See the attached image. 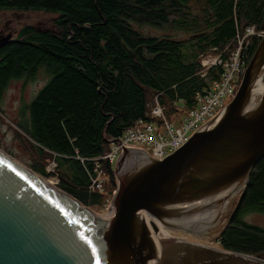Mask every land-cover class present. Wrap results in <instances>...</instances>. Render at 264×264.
Segmentation results:
<instances>
[{"label": "trees", "instance_id": "trees-1", "mask_svg": "<svg viewBox=\"0 0 264 264\" xmlns=\"http://www.w3.org/2000/svg\"><path fill=\"white\" fill-rule=\"evenodd\" d=\"M0 11L56 15L51 25H24L0 44V102L10 82L46 75L33 100L19 107L14 137L31 154L33 171L56 176L60 189L99 208L106 195L89 191V160L80 158L104 155L108 139L148 119L155 95L167 115L173 99L191 108L218 75L217 69L205 79L197 74L199 54L232 48L236 29L264 25V0H0ZM147 26L166 33L145 34ZM259 40L251 38L245 66ZM52 160L56 166L48 172ZM100 162L111 195L113 165ZM250 212L264 216V157L218 233L223 248L264 259V226L242 219Z\"/></svg>", "mask_w": 264, "mask_h": 264}, {"label": "water", "instance_id": "water-1", "mask_svg": "<svg viewBox=\"0 0 264 264\" xmlns=\"http://www.w3.org/2000/svg\"><path fill=\"white\" fill-rule=\"evenodd\" d=\"M10 39L0 36V44ZM262 157L264 33L234 96L184 145L163 159L141 149L120 153L111 218L0 148V264H264L250 254L159 237L153 224L211 237L206 230L219 214L213 209H226Z\"/></svg>", "mask_w": 264, "mask_h": 264}, {"label": "built area", "instance_id": "built-area-1", "mask_svg": "<svg viewBox=\"0 0 264 264\" xmlns=\"http://www.w3.org/2000/svg\"><path fill=\"white\" fill-rule=\"evenodd\" d=\"M263 33V30H256L253 26L245 27L242 32L236 29L234 43L233 46L231 45L232 48L225 47L220 50L213 47L210 51L199 54V70L197 74L205 79L210 69H217V79L212 81L209 87L202 89L201 92L195 95L194 105L191 108H185V103L181 99H173L171 101L174 107L172 113H180L182 115L179 125L169 121L168 115L165 114L164 106L158 98L159 95H155L150 105L148 119H137L126 127L122 135L116 141L110 143L109 151L104 155L91 159L80 158L82 162L89 160L87 168L90 180L89 191L103 193L107 173L101 165V159H106L110 164L114 165L120 153L127 148L141 149L154 159H163L184 145L191 135L205 122L216 117L237 90L245 69L251 38H261ZM50 162L46 166L48 172L54 171L56 166L54 160ZM52 177L57 183V177ZM104 206L105 217L107 219L111 218L115 214L111 196L104 198ZM160 229L171 231L166 228ZM217 242L220 245V239H217ZM219 245L215 247H221Z\"/></svg>", "mask_w": 264, "mask_h": 264}, {"label": "rangeland", "instance_id": "rangeland-1", "mask_svg": "<svg viewBox=\"0 0 264 264\" xmlns=\"http://www.w3.org/2000/svg\"><path fill=\"white\" fill-rule=\"evenodd\" d=\"M55 14L43 13V12H16V11H0V33L1 36L10 34L12 38H15L18 30L24 25H31L33 27L41 28L51 25V20L55 17ZM142 32L151 35H162L165 34V29H159L155 27H142ZM168 30V29H167ZM47 77L41 71L38 73L36 79L33 81H22L15 80L9 83L6 91L2 97L0 105L3 109V114H0V148L5 152L9 153L15 157L18 161L29 167L31 154L28 150L24 149L21 139L14 137L13 128L14 122L18 116L19 107L23 102H30L35 97L37 91L46 83ZM256 99L257 96H256ZM228 102V101H227ZM226 102V103H227ZM169 121L173 122L175 125H179L182 120V115L180 113H171L168 115ZM51 164V162H50ZM47 170V168H46ZM37 173V172H36ZM39 174V173H38ZM47 181H51L52 185L57 186L55 179L52 177H46L41 175ZM107 190V181L104 183L103 193L105 194ZM240 195V193H239ZM236 203L229 206V212L227 216L221 218L219 224L215 227L206 230L207 233L211 234L207 236L195 235L188 232H178L174 231L172 235L176 237H181L188 241L198 242L206 245L218 246L217 239L218 233L222 230L226 222L229 220V214L231 209H234ZM89 207V206H88ZM233 207V208H232ZM101 216H106L105 206L99 207H89ZM105 215V216H104ZM229 216V217H228ZM242 219L248 223L264 226V216L254 212L246 213ZM215 231V234H214ZM221 246V244L219 245ZM222 247V246H221Z\"/></svg>", "mask_w": 264, "mask_h": 264}, {"label": "flooded vegetation", "instance_id": "flooded-vegetation-1", "mask_svg": "<svg viewBox=\"0 0 264 264\" xmlns=\"http://www.w3.org/2000/svg\"><path fill=\"white\" fill-rule=\"evenodd\" d=\"M1 34H2V33H0V36H1ZM241 191H242V190H241ZM241 191H239L238 193H235V194L229 199V202H228V204H227V206H226V209H224V211L220 210V209H221V208H219V207H220V204L217 205V206L213 209V210H214V213L217 212V211H219V214H218V217H217V219H216V223H215L212 227L217 226V225L219 224L221 218L224 217V216H227V213L229 212V209H228L229 206H232L234 203H236V205L233 206V207H236V206H237L238 200H239L240 195H241ZM239 193H240V195H239ZM233 207H232V208H233ZM234 209H235V208H234ZM234 209H231L229 216H231V213H232V211H233ZM227 211H228V212H227ZM229 216H228V217H229ZM229 218H230V217H229Z\"/></svg>", "mask_w": 264, "mask_h": 264}, {"label": "bare ground", "instance_id": "bare-ground-1", "mask_svg": "<svg viewBox=\"0 0 264 264\" xmlns=\"http://www.w3.org/2000/svg\"><path fill=\"white\" fill-rule=\"evenodd\" d=\"M262 90V83L259 81L258 83H257V85H255V90H254V92H255V95H256V93H260V91ZM257 98H258V96H257ZM255 99H256V97H255ZM49 182H51L50 180H49ZM100 215V214H99ZM105 216V215H104ZM114 216V215H113ZM112 216V217H113ZM144 216H145V218L148 220V218L146 217V215L144 214ZM101 217H103V216H101ZM103 218H106V217H103ZM110 218V217H109ZM153 224L156 226V229H157V231H158V233L159 234H161V235H164V236H168V237H171V238H177V239H180V240H184L183 238H181V237H176V236H174V235H172V233H174V231L175 230H171V231H167V230H163V229H160V228H164V227H162L158 222H156L155 220H153ZM178 232H182V231H178ZM158 233H156L159 237H160V235L158 234Z\"/></svg>", "mask_w": 264, "mask_h": 264}, {"label": "crops", "instance_id": "crops-1", "mask_svg": "<svg viewBox=\"0 0 264 264\" xmlns=\"http://www.w3.org/2000/svg\"><path fill=\"white\" fill-rule=\"evenodd\" d=\"M11 39H12V37H11ZM109 190H110V189H109V188H107V190H106V193H105L106 197H109V196H110V195H109V193H108V192H109Z\"/></svg>", "mask_w": 264, "mask_h": 264}]
</instances>
